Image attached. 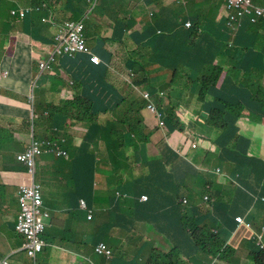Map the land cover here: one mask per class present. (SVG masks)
Here are the masks:
<instances>
[{
  "label": "crops",
  "instance_id": "0c3cea01",
  "mask_svg": "<svg viewBox=\"0 0 264 264\" xmlns=\"http://www.w3.org/2000/svg\"><path fill=\"white\" fill-rule=\"evenodd\" d=\"M29 0H5L0 9H4L10 13L13 9H24L28 7ZM49 3L56 9V14L66 10L65 8L71 4L78 3V11L85 13L90 8V0H39ZM76 1V3H75ZM161 8L173 9L174 14L181 15V8L177 7L174 0H99L96 8L97 14L91 16L89 22L91 28L87 31L89 48L96 57L87 55H79L72 59L66 58L59 62L56 69L53 68L52 73L40 74L37 65V59L41 54V49L48 51L52 43L55 32L47 27H41L39 32L25 31L20 41L25 43L18 44L19 35L10 29V32L4 26L3 32L9 41L0 47V72L5 69L10 73V78L0 83V107L4 108L9 115L7 124L12 130H8V136L18 137L19 142L25 146L32 133L38 134L39 139L43 135L53 133L56 140L65 141L64 148L72 146L69 159H59L57 157H48L41 167H45L53 176L52 185L49 191L44 192V199L48 208L53 211V223L48 229L47 241L53 247L47 249L43 255L39 257L41 264H90L88 259L95 264H107L102 258L93 254H86V243L95 241V234H101L108 230L107 226L111 223L116 226L119 221L120 214L117 211H109L112 206L113 198L110 195L113 190L123 189L129 193L143 192L153 197L152 208L145 214L148 219H160L157 224L148 229L145 227L126 226L125 231L115 228L110 233V238L117 241V250L127 251L128 256L131 252L136 251L138 244L135 242L138 236H148L150 239H158L160 232L164 233L168 229V236L178 233L177 227L173 224L168 226V222L163 220L172 210L175 200L182 202L186 200V204L182 205L189 209L191 217L198 216L200 208L203 205L204 196L210 198L224 197L230 203V213L234 216L244 217L245 226L238 227L234 230L231 241L228 240L230 246L242 250V245L250 241V229L260 231L264 226V201L259 200L253 204L252 196L258 191L262 193V189L258 187V183L247 184L249 193L246 198L240 196V192L234 188L227 191L224 187L225 181L228 179L236 180V173L240 174V179H247L248 175H254L257 178V167L260 163H264V121L257 123L240 119L237 123V134L241 141L247 142L244 150L242 146L238 152L220 151L215 148L213 141L218 140L219 136L215 130L211 131L208 137H200L195 132L197 119L204 123L206 115L216 104L212 98L208 97L204 105H200L197 98L187 91L184 92L183 98L179 94L172 99L173 105L177 109L182 108L186 113L192 112L194 119L189 121L186 131H191L198 135L202 142L199 151H187L183 149V144L188 142L187 132L169 131V129L153 132L156 130V122L150 114L145 110H141L137 114L130 112L132 105L137 108L141 105L140 94L142 91H148V76L140 68L138 73H134L135 77H130V72L125 66L129 62V66L136 61L138 64L150 65V62L162 59L165 56L161 53H153V50L141 51V47L148 45L150 37L148 34V13L160 12ZM83 13V14H84ZM1 17V16H0ZM2 19L4 16L2 15ZM10 19V15L8 17ZM113 19L130 21V30L124 34ZM175 17L171 18L174 21ZM3 21V20H2ZM11 21V20H10ZM88 30V28H87ZM4 43V42H2ZM38 47V48H37ZM34 52L31 53V50ZM8 51V53H7ZM161 72H165L159 66L151 67V77L154 78L152 83L157 90L167 84L168 76L159 77ZM166 73V72H165ZM37 79V89L34 95V101L29 103V83L35 82ZM75 81V83H74ZM132 81L136 83L135 90L126 82ZM70 83H74V87ZM78 87L81 94L94 106L93 114L95 115L94 124L88 127H82L79 124L81 118H89L90 114L85 116L81 114L70 113L65 115L63 109L57 111L65 103L64 94L70 89ZM120 94H124L121 96ZM49 101L50 106H48ZM168 104V101H166ZM187 107V108H186ZM49 109V111L47 110ZM118 112V113H117ZM52 113V114H51ZM57 119L63 123L67 118V122L71 126H64L62 123H53L52 115L57 114ZM62 115H61V114ZM209 114V113H208ZM66 118H65V116ZM186 117V116H185ZM49 122L52 127L47 129L43 127V123ZM66 122V123H67ZM77 123L76 125L74 123ZM116 124H120L115 127ZM141 124L143 131L141 137L149 138V145L146 150L140 154L133 152V133L130 131L133 125ZM122 127V125H124ZM132 127L128 129V126ZM59 126V127H58ZM116 129L124 136V144L126 151H120V155L126 154L130 159L128 164L123 165L122 169H109L107 164H100L101 160L108 155L107 147L98 137V131L102 129ZM195 127V128H194ZM207 130V132H209ZM0 132L1 129H0ZM132 133L129 134V133ZM136 136V135H135ZM95 142V147L99 148V154L91 153L96 156V164L92 165L90 159L86 156L79 157V151L82 146ZM117 147L110 146V150ZM178 149L185 153V160L175 159L173 162H166L164 154L169 150L175 155ZM0 180L11 189L8 193L13 194L15 202L13 204V215L19 213L18 192L21 185L32 182L30 176L23 167L10 166L4 168V159L11 155L12 149L6 144L0 149ZM252 162L246 160V155ZM20 152L14 154L13 157L19 155ZM112 154V153H110ZM109 154V155H110ZM15 160V159H14ZM133 160L137 164H133ZM13 161V160H12ZM159 161V163H157ZM98 163V166H97ZM15 165V163L13 162ZM145 167V170L142 169ZM95 169L101 171L103 180L96 179ZM221 170V174L213 176V171ZM94 178L92 179V172ZM158 171L160 176L157 180L153 178V172ZM252 178L248 179L250 183ZM239 182V180L237 181ZM237 187L236 183H233ZM19 185V186H18ZM223 187V189H221ZM18 188L17 192L15 190ZM203 188V193L200 191ZM71 190L72 193H70ZM60 191V192H59ZM56 194V203H52ZM207 192V193H206ZM188 196H195L192 201ZM84 200L87 205L96 210L103 212L101 218L97 220H88V214L85 211H79L77 219L71 217V221L66 222L67 205L65 203H73L78 206V200ZM10 200V197L5 199ZM159 210H161L159 212ZM196 213H191L192 211ZM176 217H178L175 214ZM15 218L11 219L10 226H15ZM224 221L227 222V215H223ZM55 219V220H54ZM111 222H108V220ZM178 221V220H176ZM260 224V225H259ZM62 226L68 229L65 236L62 233ZM227 229L234 228L233 225L226 224ZM131 228V231L129 229ZM225 237V230L222 232ZM67 238V239H65ZM65 239V240H64ZM64 240V241H63ZM23 242L14 233V230L5 225L0 228V253L5 258L13 249L19 248ZM110 243V241H109ZM25 255V254H24ZM16 256V255H15ZM14 256V257H15ZM233 256L230 261L227 259ZM249 251L231 253L226 259L219 260L217 264H252L249 259ZM13 257V258H14ZM53 258V261H52ZM50 262V263H49ZM11 264H31L29 260L21 255L15 259H11Z\"/></svg>",
  "mask_w": 264,
  "mask_h": 264
},
{
  "label": "trees",
  "instance_id": "16d2710c",
  "mask_svg": "<svg viewBox=\"0 0 264 264\" xmlns=\"http://www.w3.org/2000/svg\"><path fill=\"white\" fill-rule=\"evenodd\" d=\"M223 4L224 0L191 1L189 7H187L185 11L190 12L193 27L190 30H184V27L180 25L177 26L178 29L176 31L174 29L171 38L176 39L180 43L178 58L176 59L172 52H167L168 57L163 61L161 69L168 70V72H161L159 77L162 78L166 75H171V86L178 85L179 80L184 79L186 88L193 86V88L197 90L199 94V104L203 105L205 104L203 97L209 93L210 89H218L216 92L217 99L215 98L216 105L209 111L208 121L204 126L205 128L210 127L220 131V133H225L224 135L227 137V140L223 148H226L231 141L237 140L234 126L235 119L233 116L237 115V119L240 117L238 115H241L242 112L246 110L249 111L247 104H253L254 102L264 104V91L259 87V85H261L259 78L261 73L264 72V20L257 19L255 16L248 14L242 5H239L237 9H231L226 12ZM251 6L253 12H255L256 9L263 10L264 0H251ZM150 49L155 52L157 46H152ZM218 57H223L226 58V60L232 61V66L229 69L220 66L215 67L213 62ZM255 62L261 64L254 67L253 63ZM135 68L136 66L133 67L134 73ZM145 68V65L141 64L140 69L143 72H145ZM223 74L224 77L222 76ZM218 83L219 87L216 86ZM186 88H182L183 92L180 93V95H183L186 91H190L189 89L185 91ZM232 92H237L240 95L242 94V96L233 101ZM181 98H183V96ZM47 104L50 106L49 101H47ZM83 105L85 110L83 112L89 114V104L84 102ZM70 107L79 111L73 104H66L64 110L67 111V108ZM176 109L175 106L172 108L171 116H168V121L174 130L184 132L186 124L189 123L191 118L185 111L179 113V119L176 118ZM47 110L49 111V109ZM56 110L61 111L62 109L58 108ZM64 113L66 115L65 111ZM58 114L59 113L52 115L54 119L53 123H62L65 124L64 126L66 127L73 124V122L71 124L67 122L65 115V123H63L62 120H58ZM262 115H264V106H262ZM94 120V116L81 118L79 124L82 127L90 128L94 124ZM74 124L76 125L77 123L75 122ZM119 125L120 124L115 123V127ZM124 126L125 124L122 125V127ZM131 127L132 126L129 125L128 129ZM200 127H202V125L198 122L195 131L198 132ZM0 129L2 131L0 132V149L6 144L13 150L11 155H8L10 159H4V168L2 170L10 166L16 168L19 165L17 159L13 157L14 154L17 152H20L19 154H25L27 148L19 142L18 137L8 136L10 134L8 131L10 127L3 113ZM53 133L55 132L47 133L39 140V142L43 144L42 150L45 151L44 157H38L41 160H47L50 156V153L47 151L55 149L56 147L66 152L63 159H67L69 153H71L72 146H67L65 149L61 140L53 138ZM122 136L123 134L116 131V129H109L107 127L106 129L101 128L97 133L98 139L107 147L108 155L111 153L110 146H112L113 140L114 144H117V147H124L120 139ZM48 143L50 144L49 146L47 145ZM0 153L2 152L0 151ZM91 153L99 154V148L95 147L94 141L93 143L87 144V147L82 146V149L79 151V157L83 155L86 156L90 159L92 165H94L96 163V156ZM16 156L19 158L18 154ZM108 159L111 163L109 156L105 158L106 164H108ZM41 166L42 165L38 161L33 183L43 192H46L51 188L53 176L48 169ZM10 190L9 187L0 182V228L2 229V227L6 225L7 230L9 227L12 231L14 230L18 238L24 240L26 236L17 230V225L10 226L8 224L11 219L15 218V215H13L15 198L13 194L11 195L8 193ZM17 190L18 188L15 192H17ZM6 197H10V200L6 201ZM213 205L216 210H224V204L220 202V200H217ZM127 207L130 212L132 224H135L137 221L140 226L145 227L147 225L148 229H150L149 227L153 228L160 220L159 218L148 219L145 215L152 208V202L143 205L137 200H128ZM160 211L161 210H159V212ZM186 211L188 210L176 199L172 210H170L168 216L163 220L168 222L169 227L174 224L178 229L177 234L168 236L169 232L166 228L164 233L160 232V236L157 237L158 239H150V237L143 235L144 244H142L136 252V258L132 256L124 257L120 254L114 256L111 259V263L182 264V262H179V259L182 255L188 254L189 264H212V259L209 257L218 258V256H220L226 259L228 257L226 253L229 250L230 254L240 250V248L237 249L229 245L226 246L228 241L226 237L219 239L214 233L215 226L213 223L217 224V220L214 217L207 218L200 216V218H198L199 221L189 220L186 218V216H188ZM227 212L226 210V213ZM175 214L178 217H176ZM227 219V223L234 224V216L227 215ZM50 224L54 225L52 216L48 219V225ZM223 225L226 226L225 222H223ZM109 232L110 231L105 235L97 233V241H105ZM48 236L50 239V234L45 233V239H47ZM175 237L186 238L185 250L179 243H175L178 247H166L168 239H174ZM249 240L248 244L244 243L242 247L251 250V257L255 264H264V253H261L260 250L256 248L255 241L252 237H250ZM174 255L176 257H174ZM0 256L3 257L1 253Z\"/></svg>",
  "mask_w": 264,
  "mask_h": 264
},
{
  "label": "clouds",
  "instance_id": "9594fccd",
  "mask_svg": "<svg viewBox=\"0 0 264 264\" xmlns=\"http://www.w3.org/2000/svg\"><path fill=\"white\" fill-rule=\"evenodd\" d=\"M98 1L99 0H93L91 1V5L90 8L86 11L85 13L78 11L77 4H71L70 6L66 7V10H63V12H59L60 14H56V9L53 8L49 3L44 2V1H39V0H29L28 1V7L24 8V9H20L17 7V9H13L10 11V13L8 14V12L4 9H0V22L4 23L7 30L10 32V29H12L14 32H16L20 37H19V42L18 44H23L25 45V43L21 42L20 40L23 37V33L24 30L25 31H35V32H39V30L41 29V27H47L52 29V32L54 33L53 39L51 40L52 43L49 46L48 51H44L43 49L40 50V56L37 59V65H38V69L40 71L41 75H44L45 73H52L53 72V68L56 69V67L59 65V62L61 60H64L66 58L72 59L76 56L79 55H87V56H91V57H96L92 51L89 48V43H88V34L87 31H90V20H91V16L94 15V17L97 14L96 8L98 6ZM192 0H174V3L177 7L181 8V16L180 14H174V10L173 9H165V8H161L160 12L156 13V12H149L148 13V34L150 37V41L148 43V45L141 47V51L138 52V54H142V51H152L150 48L152 46H157V49L155 52L156 54H163L166 58L167 56V52H172V54L176 57V59L178 58V54H179V49H180V43L176 40V39H172L171 35L175 31L178 29L177 26L182 25L184 27V30H190L192 29L193 25H192V21L189 18H182V12L186 10L187 7H189L190 3ZM199 2L201 0H198ZM5 4V0H0V7ZM239 5H242L246 12L250 15L255 16L257 19H263L264 20V9H256L255 12H253V8L251 6V0H224V4L223 6L225 7V11L228 12L231 9H237ZM5 11V15H4V19H2V12ZM84 13V14H83ZM10 15V19H8ZM175 17L174 21H171L172 17ZM3 20V21H2ZM11 20V21H10ZM113 22L116 23V25H118L120 27V30L124 33L127 34L130 30V21L128 20H119V19H113ZM88 28V30H87ZM7 41V42H6ZM9 41V36L7 37V39L2 40L3 45L6 43H8ZM82 42V46H83V50H80V43ZM2 44H0V47L2 48ZM158 45H159V49H158ZM38 48V47H37ZM145 49V50H144ZM34 52L35 54H38L34 51V49L31 50V53ZM165 58V59H166ZM132 61V58L129 62ZM164 60L162 59H158L157 61L154 62H150V65H145V72L148 76V85L150 86V89L148 91H142L140 94V99H141V105L139 106V108H137L135 105H132L130 108V112L133 113L134 115L137 114L138 112H140L142 109L145 110L148 114H150L152 116V118L155 120L156 122V130H153V132H157V131H161V130H165V129H169V131H176L173 129L172 126H170V122L168 121V116H171V111L172 108L174 106L172 99L175 96H178L181 91L177 90V88L171 86L170 81H171V75H169L168 77V81L167 84L164 87H161L159 90H157V88L152 84L154 82V78L151 77V67L153 66H159V68L161 69L162 67V63ZM129 62L127 63V65L125 66L126 70L130 72V77L134 78L135 74H134V69L133 67L136 66L135 68V73H138V68H140L141 64H138L136 61H133V63L129 66ZM261 63H253L254 67L259 66ZM213 65L215 67H226L227 69H229L232 66V61L230 60H226V58L223 57H218L214 62ZM164 70V69H162ZM186 71V69H185ZM165 72L167 73L168 70H165ZM10 73L8 70L3 69L0 72V83L4 80H7L10 78ZM224 77V74L222 75ZM259 77V76H258ZM259 81L261 82V85H259V87L264 91V72L261 73ZM75 83V81H74ZM74 83H70L72 87H74ZM129 86H131L132 88H134L135 90H137V88H135L136 83L132 82V81H127L126 82ZM217 87H219V83L216 84ZM78 89V93L74 94L72 93V91L74 89ZM37 89V79L35 82H33L32 84L29 83V103L30 105L33 103L34 101V95H35V91ZM195 90V89H194ZM218 91L217 88H212L210 89L209 93L206 94L208 97L212 98L213 102L215 103V98H216V92ZM189 92V91H188ZM189 94H192L193 96H195L196 98H199V94L197 92V90H195V93L189 92ZM121 96H123L124 94H120ZM184 95V94H183ZM181 95V96H183ZM232 96H233V101L237 100L240 96H242V94L240 95L237 92H232ZM217 99V98H216ZM64 100L66 104L69 105H74L77 107V109H79V111H76L75 108L70 107L67 108V111L64 110V107L66 106V104H63L61 109H63L66 112V115L70 114V113H77L78 115L83 113L84 110V102H87L90 106V116H94L93 114V110H94V106L91 102H89L86 98H84V96L81 94V89L78 87H75L73 89H70L67 93L64 94ZM166 101H168V104H166ZM206 103V102H205ZM246 104V103H245ZM203 105V104H202ZM249 111L246 110L244 112H242L239 118L236 119L237 115H234L233 118L235 119V129H236V136H237V140L236 141H231L229 143V145L226 148H223L225 145V142L227 140V137L224 135L225 133H220V131L216 130L217 135L219 136L218 140L213 141V144L215 146V148H217V150L220 151H230L233 150V152H238L241 147L245 148L247 147V142L241 141L238 138V134H237V123L240 119H244V120H248L249 122L252 123H257L258 121H264V115H262V106H264L263 103H256L254 102L253 104H247ZM211 110V109H210ZM209 110V111H210ZM184 110L182 108L178 109V113L176 118L179 119V113L183 112ZM208 111V113H209ZM2 113L3 116L5 117L6 121L9 118L8 113L6 112V110L2 107H0V122H2ZM118 113V112H117ZM186 113V112H185ZM205 114L206 115V120L204 123L199 122V118L197 119L196 125L199 122L202 127H205L204 125H206V122L208 121V115L209 114ZM85 116L87 115L86 113H84ZM188 116L191 118V120L194 119V116L192 115V112L187 113ZM95 122V120H94ZM45 123H49V122H45ZM44 124V123H43ZM42 124V125H43ZM51 124V123H49ZM261 125L264 126V122L261 123ZM44 127V126H43ZM52 127V124H51ZM50 127V128H51ZM188 127V124H186L185 130L184 132H187L188 134V142H185L186 145L189 146L188 149L185 148V145L183 146V149L185 148L187 151H199L200 149V143L202 142V139L199 138L200 137H208L210 132L213 131L214 129L207 127L205 128V130L202 131H198L196 132L198 135H195V133L191 131H186ZM194 127V128H195ZM47 128V127H44ZM49 129V128H47ZM209 132H207V130H209ZM133 133V152L136 154H140L141 152L146 150V147L150 144L149 143V138L147 136H150L152 133L150 134H145L147 136L141 137V133L143 131V127L141 126L140 123H138L137 125H133V128H131L130 130ZM129 133L132 135V133ZM136 135V136H135ZM122 140V144L125 147L124 144V136H122L120 138ZM39 137L36 136V134L34 135L32 133L31 138H29L28 142L26 143L25 147L28 149L30 147V145L32 143H36L37 144V154L34 157V167L29 168V166L25 165L22 161H21V157L24 154H19L16 159L18 161V165L20 167H23L26 171V173L30 176L32 182L29 184H24L21 185L23 187V189H21V186L19 188V192H18V202H19V213L16 215V218L14 220L15 225L19 224V218L22 214V198L24 196L25 191H28L29 194H31V196H35L40 198V204L37 205V208L40 209V213L42 215V220L43 223L45 225V229L44 231L41 233V240L44 242V245L42 247V249L37 252L35 255H30L28 250L25 248V244L28 242L29 239H24L21 246L19 248L13 249V251H11L5 258L0 256V264H11V259L13 256H15L16 254L19 255H23L25 256L29 262L31 264H38L39 263V257L41 255H43L45 253V251L47 249H50L51 247H53V245L47 241V239H45V233H48V229L49 227L52 226V224L48 225V219L50 216H52L53 211H51L50 208L47 207L45 199H44V192L33 183V179L35 176V171L38 165V161L39 163L42 165L44 161L46 160H41L38 157H44V152L43 149V144L39 142ZM62 141V140H61ZM62 143L64 144L65 141H62ZM245 144V145H244ZM48 146L50 145L49 143L47 144ZM183 149L180 151L178 149V151L175 153V155L173 153H171L170 151H167L164 154V160L166 162H173L175 159H182L183 161L185 160L186 156L183 155L182 153H185L183 151ZM113 149L111 150L112 153ZM120 151L125 152L126 149L125 148H119L117 147L116 152L117 154L120 156L119 161L125 165L128 164L130 162V159H128L126 157V154L124 155H120ZM47 152L50 153V156L53 157H57L59 159H63L66 155V152L59 149V148H55V149H51L48 150ZM26 153V152H25ZM114 153H112L111 155H113ZM111 155H107L106 158H108ZM246 155V160H248L249 162H252L248 159V156L245 152ZM48 159V158H47ZM69 159V157L67 158V160ZM97 162V160H96ZM45 163V162H44ZM105 163V159L101 160L100 164H104ZM157 163H159V161H157ZM96 164V163H95ZM94 164V165H95ZM133 164H137L136 160H133ZM18 166V167H19ZM98 166V163H97ZM257 167L260 168V171L257 172V178L253 179L254 175H248L247 179H240V174L236 173V184H237V190L240 192V196L246 198V194L249 193L248 188H247V184L250 185L251 183L255 182L258 183V187L262 189V193H260L259 191L256 194H253L252 196V200H253V204H256L259 200L264 201V163H260ZM145 170V167L142 169V171ZM95 173H96V179L98 181L103 180V174L101 173V171L95 169ZM221 174V170L218 171H213V176H217ZM160 174L158 171L153 172V178H155V180H157L159 178ZM94 178V171L92 172V179ZM252 178L250 183H248V179ZM239 180V182H237ZM1 183H3L0 180ZM70 193H72L74 195V193L69 190ZM207 193V192H206ZM56 194L57 192H54V198L52 199V203H56ZM110 198H113V203L112 206L109 208V211H117L120 214L119 217V221L118 224L116 226H113L111 223L108 224L107 228L108 230L102 232L103 235H105L108 231L109 234L106 236V240L103 242H98L97 241V235L95 234V241L93 243L87 242L86 243V247L87 251H84V253L86 254H93L94 256H97L99 258H102L107 264H112L111 263V259L116 256V255H120L122 254L124 257L128 256V252L127 251H120L117 250V241L110 238V233L113 229L118 228L121 231H125V227L126 226H132V227H137V225L139 224L137 221L135 224H132L131 220H130V212L128 210L127 207V201L128 200H137L138 202H141V204L145 205L147 203H150L153 201V197L151 195H146L143 192H139V193H129L123 189L120 190H113V193L110 195ZM203 200V205L206 209L204 210H200L199 215L198 216H194L191 217L189 215V209H186L188 211L187 214L188 216H186L187 219L189 220H196L199 221L198 218H200V216H204L207 218L210 217H214L217 220V224L213 223L215 226L214 229V233L219 237V239L224 238L222 235L223 230L229 231L232 234H235L236 232V228L238 227V230L240 229V227L247 225L246 221L244 219V217L242 216H234L230 213V203L227 202V200L224 197H214V198H210L208 195L204 196ZM220 200V202H222L224 204L223 208L224 210H216L214 209V203ZM180 203V202H179ZM181 203L186 204V200H183ZM64 204L67 205L66 211H64L67 215V220L66 222L71 221V217L75 219H77V215L79 213V211H85L88 216L87 219L88 220H97V218H101V216H103V212H96V210L90 208L87 203L84 200H78V206L76 207L75 204L73 203H65ZM183 206V205H182ZM187 208V207H185ZM226 210L228 211L226 213ZM185 212V211H184ZM226 214L228 216H234V224H230L233 225L234 228L229 230L227 229V226L223 225L224 218L223 215ZM108 222H111V220L109 219ZM225 224H227V222H225ZM250 229V237H252V239H254L255 241V246L257 249L260 250V252L264 253V226L262 227V229L260 231L254 230L252 229V227H250L249 225L247 226ZM18 230V228H17ZM235 230V232H234ZM19 231V230H18ZM129 231H131V228L129 229ZM20 232V231H19ZM22 233V232H21ZM62 233L66 236L68 233V229L64 226H62ZM249 237V238H250ZM248 238V240H249ZM186 240L185 237H175L174 239H168L167 241V245L166 247H178L177 245H175V243L177 242V240ZM110 241V243H109ZM138 244V247L136 249V251L131 252V256L136 258V252L138 251V249L142 246V244H144V239H143V235L142 236H138V238L135 241ZM230 246V244L226 243V246ZM233 247V246H232ZM182 248L185 250V246H182ZM186 252V251H185ZM25 254V255H24ZM227 256L230 255V250L226 253ZM174 257H176L174 255ZM233 256H230L227 261H230V259ZM210 259H212V264H217V262L219 260H224L222 257L218 256V258H213V257H209ZM179 259V258H178ZM248 259L250 261V263L255 264L254 260L251 257V250H249V256ZM13 260V259H12ZM88 262L90 264H95L92 260L88 259ZM179 262H182V264H189V259H188V254L182 255L181 258L179 259Z\"/></svg>",
  "mask_w": 264,
  "mask_h": 264
},
{
  "label": "built area",
  "instance_id": "2783aa9c",
  "mask_svg": "<svg viewBox=\"0 0 264 264\" xmlns=\"http://www.w3.org/2000/svg\"><path fill=\"white\" fill-rule=\"evenodd\" d=\"M80 50H83L82 42L80 43ZM37 154V144L32 143L27 149L26 153L21 157V161L29 166L34 167V157ZM22 214L19 218L18 230L22 232L28 240L25 244V248L30 255H35L39 252L44 242L41 240V233L45 229V225L42 220L40 209L37 205L40 204V198L31 196L28 191H25L22 198Z\"/></svg>",
  "mask_w": 264,
  "mask_h": 264
},
{
  "label": "rangeland",
  "instance_id": "374dc122",
  "mask_svg": "<svg viewBox=\"0 0 264 264\" xmlns=\"http://www.w3.org/2000/svg\"><path fill=\"white\" fill-rule=\"evenodd\" d=\"M90 1H93V0H90ZM75 3H76V1H75ZM76 4L78 5V3H76ZM5 13H6V12L3 11V12H2V15L4 16ZM182 18H189V19H191L190 12H188V11H183V12H182ZM4 26H5V24L0 22V44H2L3 37L6 36L5 33L3 32ZM6 42H7V41H6ZM168 84H170V83H168ZM181 84H182V86H181ZM189 85H190V83H189ZM173 87L177 88V90L181 91V93H182V92H183V89H182V88H186V82H185L184 79H181V80H179L178 85H173ZM188 89L190 90L189 92L195 93V90H194L193 86H189V87H187V88L185 89V91L188 90ZM72 93L77 94V93H78V89H77V88L74 89V90L72 91ZM203 98H204V100H205V102H206V100L208 99V96L205 95ZM197 101H198V98H197ZM198 102H199V101H198ZM200 105H202V104H200ZM186 108H187V107H186ZM43 126H44V127H47V128H50V127H51V124H49V123H44ZM202 130H205V127H200V128H199V131H202ZM36 136L38 137V134H36ZM184 145H185V148H186V149L189 148V146L186 145L185 143L183 144V146H184ZM112 146H113V147H117V144H114V140L112 141ZM167 151H169V150H167ZM112 153H114V154L110 156L111 163L109 162V159H108V164H107V165H108V168H109V169H116V170H117V169H122V168H124V167H123V164L119 161L120 156L117 154L116 149H113ZM104 164H106V163H104ZM235 182H236L235 179H228L227 181H225V185H224V187L226 188L227 191H230V190H232V189L235 188V186H234V184H233V183H235ZM18 186H19V185H18ZM21 189H23L22 186H21ZM221 189H223V187H221ZM201 193H203V188H202V190L200 191V194H199V195H201ZM194 197H195V196H188V198L190 199V201H192ZM204 209H206L204 206H202V207L200 208V210H204ZM191 213H196V211L193 210ZM54 220H55V219H54ZM259 225H260V224H259ZM233 235H234V234L230 233L229 231H226V233H225V237H226V239H227V240H230V241H231ZM176 243H179L181 246H185V245H186V240H180V239H178ZM242 250L245 252V251H247V248L242 247ZM242 250H239V252H242ZM12 251H13V250H12ZM248 251H249V249H248ZM5 254H6V252L3 251V252H2V256L5 255ZM18 256H21V255L16 254V256H15V257L13 256L14 258L12 257V259H15V258L18 257ZM52 261H53V258H52ZM49 263H50V262H49ZM38 264H41V263H38Z\"/></svg>",
  "mask_w": 264,
  "mask_h": 264
}]
</instances>
